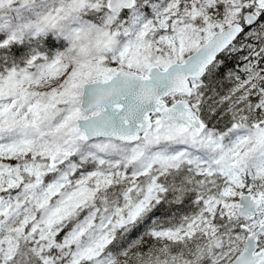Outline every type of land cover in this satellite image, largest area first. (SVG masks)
<instances>
[{"label": "snow or ice", "instance_id": "snow-or-ice-1", "mask_svg": "<svg viewBox=\"0 0 264 264\" xmlns=\"http://www.w3.org/2000/svg\"><path fill=\"white\" fill-rule=\"evenodd\" d=\"M0 264H264V0H0Z\"/></svg>", "mask_w": 264, "mask_h": 264}]
</instances>
